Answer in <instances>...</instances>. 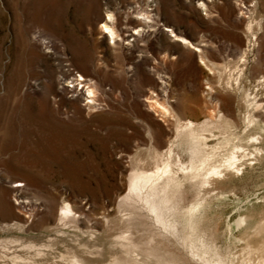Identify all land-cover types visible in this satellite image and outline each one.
I'll return each instance as SVG.
<instances>
[{
  "label": "rangeland",
  "instance_id": "1",
  "mask_svg": "<svg viewBox=\"0 0 264 264\" xmlns=\"http://www.w3.org/2000/svg\"><path fill=\"white\" fill-rule=\"evenodd\" d=\"M258 55L264 0H0V264H114L119 232L153 248L139 264H264V121L246 119L264 114ZM187 120L222 124L206 141L242 145L240 169L184 179L160 218L150 184L119 208L153 148L190 162Z\"/></svg>",
  "mask_w": 264,
  "mask_h": 264
},
{
  "label": "bare ground",
  "instance_id": "2",
  "mask_svg": "<svg viewBox=\"0 0 264 264\" xmlns=\"http://www.w3.org/2000/svg\"><path fill=\"white\" fill-rule=\"evenodd\" d=\"M107 21L108 20H105L102 22L103 23L102 24L103 30L105 31V33L110 32V36L112 38H115L114 36L116 34V31L114 30V28L110 24L107 23ZM257 24L259 25L260 23H257ZM250 27H251V25H249V29H250ZM166 30H169V28L166 27ZM173 34L175 35L176 39H179V40L183 41L184 43L187 42L185 37L179 36V35L175 34L174 32H173ZM253 36H254V34H253ZM255 39L256 40H254V41H257V37ZM190 45L197 51L201 50L199 46H196L192 43H190ZM260 47H261V44L259 42H257V50H260ZM201 61L204 62L203 59H201ZM261 65H262V67H261ZM256 67L258 69L264 67V59L262 58L261 55H258V59L256 60ZM80 75H83V74L80 73ZM74 81H78V79L75 78V79L71 80V82H74ZM261 81L264 83V75H262ZM79 83L82 84L83 86L87 85V89L89 92L87 95V97L89 98L88 102L96 101L97 98H96V94H95V89H94L93 84H92V78L86 77L84 75L80 76ZM77 90H78V87L75 90L70 89V91L75 92L77 95H80L79 90L78 91ZM249 95H250V93L247 94V96H249ZM154 100H156V99H154V98L149 99V101H154ZM253 101L255 102L257 107L264 106L263 102L258 103L256 100H253ZM155 102L157 103L159 108H161L163 110L164 113H167V112L169 113V109L166 106L162 105L158 101H155ZM151 106H152L151 108H154L153 105H151ZM220 117H222V114L220 115ZM246 119H247L248 124H253V125H257V126L259 125L258 127H261L260 126L261 121H264V114H262L261 116L260 115L255 116L254 114H252V115H249ZM204 122H205V124L203 125V129L201 131H199L195 128V124L192 120H187L184 125H181L179 123L177 124V127H176L177 131L186 130L189 133V135H188L189 140L188 141H190V144L192 145L191 146L192 148H190L192 154H191V156H189V157H191V159L189 160L190 162L184 163L180 158H176V157L174 158L173 150L171 148L167 149V151L163 152V153H161V152L157 151L155 148H153V150L151 151L150 156H149L152 159V167H150V168L146 167L142 163V166L140 168H138V169L135 168L131 171V173L129 175L128 192L119 201V208H121L123 204H125L124 206H126L127 201L129 199L133 198L135 193H139L140 189L144 185L150 184L151 195H150L149 200L151 201V204H152L154 210L156 211V213H158L159 218H160L162 216V209L164 207L170 208L173 206V204L176 203V202L173 203L175 200L174 198H175L176 193L181 192L182 185L184 183V179H187V180H190L193 182H198V183H200L201 186H204L205 184L210 182L211 177H214V176L218 177L221 175H225V173L231 169H236V170L240 169L239 166H240L241 156L243 157V154H241L243 146L238 144V143H235L234 140L227 141L225 139L226 141H223V140L220 141L218 143L219 145H217V146L214 145V146L210 147V145H208V143L206 141L207 136L205 135L206 130H208L207 126L208 125L209 126H216V127H221V129H222L223 125L220 123H215L211 120H209V121L206 120ZM221 123H222V121H221ZM227 126L229 127L230 125L227 124ZM228 127L226 128V131H227ZM262 129H264V127H262ZM227 134H228V131H227ZM233 134H235V133H233ZM225 137H227V136H225ZM252 139H253V141L259 142L260 136L259 135L258 136H252ZM228 144L231 145L232 149H229V151L227 152V155L224 156L223 159L219 160L218 156L220 154H219L218 148L223 147V146H227ZM255 149H256V147H255ZM244 150H246V149H244ZM259 151H261V150H259ZM139 161H141V160H139ZM160 187H161V189H159ZM162 194L164 195L163 197H162ZM59 214H60V220L61 221L65 220L69 217H74L72 215V207H70L69 203H66L63 206V208L61 209ZM173 222H175V221H173ZM166 225H168V224H166ZM169 225H171V223ZM89 235L92 236V233ZM118 238H119V242L122 245L123 252H121L120 256H117L113 259L112 262L114 264H139L140 262L132 255V253L134 252V249H136V248L143 249L144 251H146L148 253H152L154 251L153 248L150 246V244L149 245H141L140 243L132 240L131 239V233L127 234L125 232H121V233L119 232ZM73 258L75 260L78 259L76 253H74ZM203 259H204V262L205 261L208 262V260L206 258H203ZM219 260L217 261L216 264H221ZM76 263H77V261H76Z\"/></svg>",
  "mask_w": 264,
  "mask_h": 264
}]
</instances>
